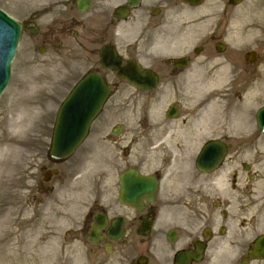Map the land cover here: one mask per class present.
Instances as JSON below:
<instances>
[{
	"label": "flooded vegetation",
	"instance_id": "obj_1",
	"mask_svg": "<svg viewBox=\"0 0 264 264\" xmlns=\"http://www.w3.org/2000/svg\"><path fill=\"white\" fill-rule=\"evenodd\" d=\"M91 2L95 12L112 17L95 18L90 30L84 28L90 35L84 36L82 30L57 36L50 30L38 32L45 51L47 47L58 51L64 40L73 39L84 55L78 83L94 73L111 89L73 157L54 161L47 153L41 181L29 189L38 211L49 213L65 229L64 247L47 264H177L179 255L189 253L200 261L187 264H206L213 253L248 257L260 228L264 235V134L255 132L256 122L186 126L167 122V114L162 122L127 121L136 102L144 100L148 108L164 94L185 89L182 79L187 70L173 66L178 59L189 66L196 62L210 66L194 75L225 78L230 91L226 112L242 115L239 105L253 94L249 86L260 74L245 71L242 65L264 63V48L256 46L263 42L264 0L239 5L230 0ZM120 7L129 9L125 22L113 17ZM131 20L136 21L138 38L120 44L117 37L126 35L124 24ZM31 24L25 23L24 29L31 31ZM255 31L260 34L253 36ZM239 37L245 39L238 42ZM107 46L116 48L122 66L132 62L157 76L158 88L144 92L105 70L100 52ZM179 102L173 105L181 113ZM145 118L150 120L149 113ZM244 123L250 127L243 130ZM206 146L209 155L219 154V160L202 169ZM123 178L133 195L148 185L154 190L133 203L122 200ZM146 233L150 235L145 237ZM136 239L140 247H135Z\"/></svg>",
	"mask_w": 264,
	"mask_h": 264
},
{
	"label": "rangeland",
	"instance_id": "obj_2",
	"mask_svg": "<svg viewBox=\"0 0 264 264\" xmlns=\"http://www.w3.org/2000/svg\"><path fill=\"white\" fill-rule=\"evenodd\" d=\"M76 1L0 0V9L22 24L33 20L41 32H47L49 29L58 34L61 31L73 33L82 24L83 28L79 30H82L84 36L90 35V32L85 31L84 28L87 27L90 30L95 18L105 17L107 21L111 18L110 14H98L94 10L85 14L79 13L75 8ZM114 1L120 2V0ZM134 22L136 21L131 20L124 24L123 34L126 35L117 37L120 44L125 43L126 40L138 38L135 37L137 32L133 29L136 28ZM259 34V31L253 32V36ZM237 39H240L238 42H241L245 38ZM260 40L263 41L262 44L259 43L256 46L259 45L263 49L264 35ZM40 41V36H33L29 32H25L12 65L11 83L0 100V135L11 134L18 140H22V135L12 126L16 115L14 110L23 101H29L40 109L36 117V126L27 136L25 143L21 144L18 156L12 161L9 170L0 180L2 184L0 187V222L5 223L7 231H12L10 238L18 239L22 246L30 241L35 247L32 255L28 256L30 259L26 264H46L60 253L61 247H64L65 229L59 228L58 220L52 219L53 217L49 213L36 212L34 203L30 200L29 189L41 180V169L45 165L44 161L51 143L57 113L80 80L83 66L81 60L84 59V55L79 54L81 49L78 43L76 44L73 39L64 40L61 51L47 47L48 51L46 52H41V48L46 46ZM168 48H171L170 43H168ZM242 69L260 72L259 79L249 86L253 89V94L243 100L242 107L239 105L240 113L243 115L239 122H247L248 110L252 109L251 114L254 116L259 107L264 105V63L258 61L253 65H248L244 62ZM207 70H210V66H202L200 62L194 63L183 76L182 81L186 84L183 85L185 89L181 93L164 94L160 102L157 104L152 102L153 104H149L148 108L144 107V100L136 102L137 108L131 113L130 119L134 118L132 122H147L145 116L149 113L150 121H160L171 104L181 101L179 104L182 107V116L177 121L178 125H181L180 122H187V120L188 122H222L218 119L226 113L225 99L230 98V91H226V89L229 88V85H224L225 78L221 75L201 77L192 74ZM221 87L224 90H219ZM209 90L212 91L211 95H207ZM215 92L220 96L216 97ZM214 96L217 99L213 98ZM208 97H210L209 103L211 104L206 105ZM200 107L204 109V112ZM206 113H210L208 119ZM109 114L110 112L107 110L106 116ZM190 114L192 117L188 118ZM106 116L104 115L101 120ZM130 119L125 121L130 123ZM225 122L238 121L228 118ZM186 125L189 126V124ZM249 127L245 123L242 126L243 130ZM261 230L262 228L258 234L262 232ZM134 243L135 247L141 246L137 239ZM1 247L2 243H0V250ZM8 257L7 261L0 264H24L13 262L17 257L13 250L8 252ZM242 257L241 254L213 253L208 256L206 264H241ZM251 264H264V260Z\"/></svg>",
	"mask_w": 264,
	"mask_h": 264
},
{
	"label": "water",
	"instance_id": "obj_3",
	"mask_svg": "<svg viewBox=\"0 0 264 264\" xmlns=\"http://www.w3.org/2000/svg\"><path fill=\"white\" fill-rule=\"evenodd\" d=\"M78 7L81 11H85L90 7V4L85 0H81ZM21 31L22 27L0 10V97L11 80V64L21 38ZM107 58L102 55L104 66L114 67V55L110 54ZM115 61L119 62L117 59ZM184 66L186 65H181V67ZM138 76L134 77L128 73L124 75L126 78H133L139 82L140 80L136 79ZM155 84L156 79L151 77L148 79V83L140 85L150 89L154 88ZM107 95L108 91H106L104 83L97 76H88L73 92L58 116L51 153L54 159L69 158L84 141L90 125L100 113ZM258 125L264 131V109L258 116ZM149 190V188H144L142 192H148ZM135 197L133 196V198ZM263 256L264 238L257 242L250 257L251 259H261Z\"/></svg>",
	"mask_w": 264,
	"mask_h": 264
},
{
	"label": "bare ground",
	"instance_id": "obj_4",
	"mask_svg": "<svg viewBox=\"0 0 264 264\" xmlns=\"http://www.w3.org/2000/svg\"><path fill=\"white\" fill-rule=\"evenodd\" d=\"M14 111H16V115L12 126L22 135V140H18L11 134L0 135V180L4 173L9 170L12 161L18 156L21 144L25 143L27 136L36 126V117L40 109L29 101H23ZM1 185L0 181V187ZM11 233L12 231L6 230L5 223L0 222V243H2L0 263L7 261L8 252L13 250L17 256L13 262L26 264L30 259L28 256L32 255L35 249L34 244L29 241L22 246L18 239L10 238Z\"/></svg>",
	"mask_w": 264,
	"mask_h": 264
}]
</instances>
